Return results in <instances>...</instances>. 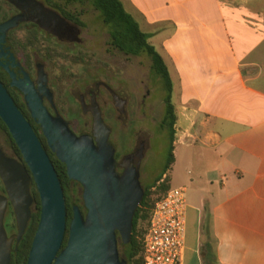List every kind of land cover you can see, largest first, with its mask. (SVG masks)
<instances>
[{"label":"crops","instance_id":"obj_1","mask_svg":"<svg viewBox=\"0 0 264 264\" xmlns=\"http://www.w3.org/2000/svg\"><path fill=\"white\" fill-rule=\"evenodd\" d=\"M122 1L141 26L139 16L175 27L162 40L177 69L170 68L178 122L168 176L171 188L193 190L181 264L215 256L218 264H264V0L192 21L176 16L184 0ZM166 9L170 16L156 15Z\"/></svg>","mask_w":264,"mask_h":264},{"label":"water","instance_id":"obj_2","mask_svg":"<svg viewBox=\"0 0 264 264\" xmlns=\"http://www.w3.org/2000/svg\"><path fill=\"white\" fill-rule=\"evenodd\" d=\"M6 1L23 9L19 0ZM29 21L59 40L69 36L78 41L80 29L54 11L41 19L20 14L0 23V68L10 76L11 86L24 95L32 118L40 126L51 151L66 164L70 179L82 185L88 213L84 216L79 206L74 207L68 244L62 250L68 213L61 180L32 124L0 80V117L25 163L8 157L0 144V177L8 195L0 194V264H12L13 244L16 241L19 245L31 221L35 204L31 193L33 180L42 211L27 264H128L121 258L118 233L125 245L131 242L135 214L145 195L140 172L132 162L123 166L122 174L117 172L110 130L98 107L94 109L96 140L91 135L78 136L57 110L55 116L49 111L45 98L55 109L56 106L44 64L37 65L39 83L36 85L11 48L6 47L9 32ZM9 202L18 227L12 237L5 227Z\"/></svg>","mask_w":264,"mask_h":264},{"label":"trees","instance_id":"obj_3","mask_svg":"<svg viewBox=\"0 0 264 264\" xmlns=\"http://www.w3.org/2000/svg\"><path fill=\"white\" fill-rule=\"evenodd\" d=\"M51 6L54 9L61 11L63 16L74 23L77 26L82 28L85 27V23L83 21L84 11L82 12H74L69 10L68 7L73 5H79L82 9H86L88 7L93 8L96 12H98L101 16L102 23L106 27L109 34V46L113 49L123 53L127 57H147L151 62L152 71L161 78L164 89L167 93V109L171 114V128H172V142L170 153L167 159V164L165 167V171L162 177H159L156 180V184L149 187H144L145 195L140 204V207L136 211L134 218V228L132 240L129 244L125 245L123 242L122 248L120 250L121 258L126 260L128 264H143L144 263V239L147 234V230L149 227L150 219L152 216V211L156 206V203L165 196L171 189L170 187V179L164 181V176L172 169V166L175 163V135L176 129L175 126L178 122V116L176 114V107L173 104V94H174V82L171 75L170 67L167 64L163 55L159 52L157 47L151 42L152 35L145 32L139 23V21L134 17L132 13H130L122 0H48ZM65 3L67 5L66 9H63L61 4ZM2 1L0 0V20L6 21L8 20L10 14L7 10L3 9ZM19 30H14L10 33L9 39L10 42L18 56L16 41L17 37H15L16 33ZM22 44V48L24 50H30L31 48H35L39 43V38L33 33H30L29 36H26L24 39L19 40ZM52 51V50H51ZM49 51V52H51ZM47 52V55H49ZM69 60L76 62L77 64H91L87 59V56L83 52H69L68 54ZM19 57V56H18ZM20 58V57H19ZM21 60V59H20ZM22 61V60H21ZM25 69L29 73H33L34 68L32 62L22 61ZM0 80L3 82L5 87L8 89L9 93L15 100L17 106L25 115L27 120L32 124L35 132L37 133L40 141L43 144V147L47 151L50 156L52 163L55 166V169L59 175L61 180L66 200H67V233L63 243L62 250L67 246L68 239L70 235V226L74 217V207L79 206L81 208V203L83 202V197L78 198V189L80 187V183L72 181L68 175V170L66 164L61 162L57 156L51 151L48 141L42 133L40 126H38L34 119L32 118L31 113L29 112L27 105L25 103L24 95L11 86V78L7 72H5L2 68H0ZM59 107V104H58ZM0 132L3 133L7 137L8 144L12 151L15 154V158H17L20 162L24 163L23 155L17 146L15 140L13 139L9 128L5 124V122L0 117ZM1 179V178H0ZM1 181V180H0ZM159 188V191L162 195L156 200L153 199V190ZM31 193L35 199V204L33 206V215L27 231L22 239V241L14 247V252L12 254V264H27L30 252L32 249L33 241L37 230L39 228L40 220H41V198L34 180L31 183ZM84 214V213H83ZM85 216V215H84ZM5 226L7 232L9 234L15 233L18 229L16 216L13 208H10L6 213L5 218ZM207 236L209 237V242L205 245V253L209 259H212L214 255L213 245L210 240L211 238V227L209 223H206L204 227ZM215 256V255H214ZM205 264H218L217 257L215 256V260H205Z\"/></svg>","mask_w":264,"mask_h":264},{"label":"flooded vegetation","instance_id":"obj_4","mask_svg":"<svg viewBox=\"0 0 264 264\" xmlns=\"http://www.w3.org/2000/svg\"><path fill=\"white\" fill-rule=\"evenodd\" d=\"M1 1L2 8L7 10L10 14L8 20L20 14H25L34 20L41 19L43 16L48 14L49 11H54L62 18L66 19L61 11L54 9L51 6L48 0H19V3L23 9L12 5L6 0ZM61 6L63 9L67 8L65 3H62ZM6 21L0 20V23ZM67 21L70 22L69 20ZM70 23L75 25L72 22ZM78 27L80 29L78 41L71 40L69 36L65 37L63 40H59L57 37L44 31L33 21L21 23L19 27L14 30L25 29L28 30L29 33H33L40 38L43 37L44 39H52L61 45L78 46L84 44L83 28L80 26ZM11 32H9L6 47L11 48V51L15 54L17 60L23 65L10 42L9 36ZM38 63L42 62H37L34 72L30 73L32 80L36 85L39 83L37 69ZM23 67L25 69L24 65ZM16 70L18 71V69ZM44 70L46 72V68ZM111 78L114 77L112 76ZM93 81V84L90 86L88 83H86L88 87L85 88L82 94L79 96V115H90V121L83 120L79 115L76 116L75 120H66L62 115L63 112H61V110L56 105L55 100L54 104L56 109L52 106L47 98H45V105L54 116L56 115L57 110L59 114L70 123V127L75 134L78 136L91 135L95 140L97 138V130L94 124V109L95 107H98L105 125L110 130V143L115 149L117 172L122 174L125 169L123 166L129 162H132L141 173V171L144 168H147L150 163H153L162 156L167 146L171 148V114L167 109V93L164 89L161 78L158 77L151 69L147 77L140 78L138 76L133 82L117 79L116 82L118 83V86L114 85V83L108 79L106 80L101 78L95 79ZM163 93H165V95H163ZM173 104L175 106L174 100ZM4 152L8 157L17 159L7 153L5 150ZM0 180V194L4 197H8L5 185L2 179ZM80 188L82 190L83 197L84 189L82 185H80ZM80 206L81 210L86 216L88 211L84 205V200ZM10 208H13V206L9 202L7 206V212ZM17 231L12 234L7 232L8 236L12 237L13 235L17 234ZM118 238L119 249L123 251V249L120 248L122 247V240L119 233ZM16 243L17 242L15 241L13 244V249L16 246Z\"/></svg>","mask_w":264,"mask_h":264},{"label":"rangeland","instance_id":"obj_5","mask_svg":"<svg viewBox=\"0 0 264 264\" xmlns=\"http://www.w3.org/2000/svg\"><path fill=\"white\" fill-rule=\"evenodd\" d=\"M250 3H254V0H184L183 8L176 9L175 12L178 18L186 21H192L195 18L219 19L223 15L228 16L233 11V7L238 5L243 7ZM68 9L74 12L84 11L85 13L83 16L85 23V27L83 28V45H61L55 40L38 37V45L26 51L22 48L19 40L29 36L30 33L28 30H19L15 37L18 38L16 48L18 56L22 61L27 62L30 60L34 70L37 62H42L45 65L46 73L49 77V86L53 91L55 103L57 106L59 104L58 108L63 112V117L66 120L72 121L80 114L79 96L88 87L86 83L90 86L93 84V80L101 78L108 79L116 86H118L117 79L133 82L138 76L140 78L148 76L151 71V62L145 56L139 58L127 57L123 53L110 47L108 44V31L102 23L100 14L93 8L88 7L83 10L81 6L73 5L68 7ZM156 15L170 16V10H163L162 12L156 13ZM139 19L142 22L143 30L155 35L151 42L164 57L166 55L168 65L173 73L176 74L177 69L172 60L170 49H166L163 45L164 42H162L163 39L169 37L174 32V24L169 23L162 26L149 23L144 16H139ZM162 27L165 28L164 31ZM47 52H49V55H47ZM69 52H83L91 64H77L69 60L67 55ZM112 76L114 78H111ZM80 117L83 120H91V116L88 114ZM176 138L175 135V141ZM0 144L7 153L15 157L14 152L8 144L7 137L1 132ZM169 153L170 147L167 146L159 159L150 163L147 168L141 171L140 180L144 187L155 185L156 180L163 176ZM166 180H169L168 173L166 177L164 176V181ZM77 189L79 192L78 198H81L82 190L80 187ZM192 192L193 190L187 189V198ZM160 195L162 194L159 188L153 190L152 197L154 200L159 198Z\"/></svg>","mask_w":264,"mask_h":264},{"label":"built area","instance_id":"obj_6","mask_svg":"<svg viewBox=\"0 0 264 264\" xmlns=\"http://www.w3.org/2000/svg\"><path fill=\"white\" fill-rule=\"evenodd\" d=\"M188 207L185 187L171 188L156 203L144 239L143 264H181Z\"/></svg>","mask_w":264,"mask_h":264}]
</instances>
